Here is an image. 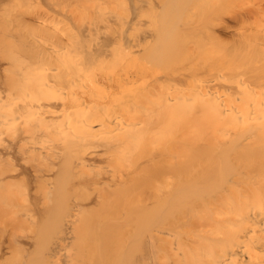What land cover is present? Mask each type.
<instances>
[{"label": "bare ground", "instance_id": "6f19581e", "mask_svg": "<svg viewBox=\"0 0 264 264\" xmlns=\"http://www.w3.org/2000/svg\"><path fill=\"white\" fill-rule=\"evenodd\" d=\"M11 1L0 0V94H23L18 101L9 95L17 101L11 107L30 118H11L9 125L23 124L20 138L4 143L0 133V193L16 195L23 183L36 194L35 212L59 214L51 253L45 247L40 254L44 264H72L57 252L71 234L83 245L78 230L90 226L87 218L96 213L102 215L92 238L98 256L117 227L134 224L130 233L123 227L134 251L120 249L128 255L123 264H264V0L231 8L234 20L252 29L227 41L210 28L223 23L229 29L222 19L227 11L216 6L219 0L210 7L219 20L207 27L211 44L244 60L227 62L235 53L226 62L219 57L185 66L171 65L177 58L173 42L162 50L147 28L128 31L135 19L141 25L138 12L122 17L116 10L99 21L69 20L57 29L47 20H61L45 9L38 11L45 17L38 24L23 15L17 22L26 29L15 35L20 53L14 58L15 39L7 34L14 21L10 30L2 17ZM189 28L187 33L197 29ZM17 218V224H28ZM43 224L38 226L45 229ZM81 250L71 253L79 262L84 252L91 254ZM98 260L93 264H102Z\"/></svg>", "mask_w": 264, "mask_h": 264}, {"label": "rangeland", "instance_id": "374dc122", "mask_svg": "<svg viewBox=\"0 0 264 264\" xmlns=\"http://www.w3.org/2000/svg\"><path fill=\"white\" fill-rule=\"evenodd\" d=\"M188 1H190V2H188ZM195 1L196 0H13V1L9 2L6 5V8L4 10L5 14L2 17L4 19H6V22H7V25H8L9 29L11 27V25L9 26V24H13V21H14V24L12 25L11 28H13V29H15L17 31L15 32V30H13V29H10V30H13L16 34H13L12 33L13 31L11 33H8L9 31L7 30V34H12V36L10 35L11 37H9V38L12 39V37H13V39H12L13 41L15 39L14 43H12L13 41L10 39L12 41L11 42L12 43V47L11 48H13V47H16V46H14V44L17 45V43L19 42V41L16 42V39L18 37H16L15 35H17V36L19 35L20 36L22 30H24V28H25L24 27L25 25L24 26L23 25L20 26L19 22H17V20L21 19L23 17V15H25V18H26L27 21H30L31 23L38 24V21H43V19H45L44 16H42V17L38 16V11H41V10L45 9L46 11H49L54 18H57V20H61L60 23L59 22L56 23L54 21H51L52 18L48 19L47 22L49 23V26H50V23H51V24L54 25V28H56L57 26H58V28H60L62 26L63 27L66 26L67 23H65V22H67L69 20L72 21V22H76V21H80V20L99 21V20L102 19L103 15L106 13V11L116 10L120 14V16H122V17L126 16L128 14V11H134L135 14L138 12L137 16H138L139 21L141 22V25L135 19V24L131 23V27L128 29V31L130 33H137L141 29L147 28L151 33H153L154 38H155V44L156 45L162 44V46H163L162 50H164L165 46L168 43L173 42V45L175 46V47H173V50H174L175 55L177 56V58L173 61V63L171 65L180 66V65L184 64V66H185V64L187 65V64H192V63H197V64L200 65L202 63H206V61H208V62L212 61V58L218 59L219 57L224 58L223 61L225 59L227 60L228 58H230V54H231V51H227V50H230V49L228 47L225 48L226 46L223 49V47H221V46L218 47L217 45L211 44L212 42L209 40V38H211V37H209L210 36L209 33L211 34L210 28L213 29L214 32L215 31H216V33L218 32V34H220V35L223 34L221 36L223 38H225L226 41L230 40L229 38H232L235 34L238 33V31H239L240 34H242L243 30H245L246 28L248 29V31L246 29L247 32L251 31L250 30V29H252L251 27L242 26L241 24H239L238 21L236 22V20H234V18L232 17V14H233L234 10H236L237 8L240 9L241 7H243L245 5V3H246L245 2L246 0H238L237 3H236L235 0H233V1H235V3L233 1H231V0H223V1L219 0V1H222V3L221 2L219 3L218 0H201V2H200V0H198L196 2ZM202 1H204V2L202 3ZM215 1H218V4H216V6L223 7L224 13L227 11V13L222 15L223 17L225 16L222 19H223V21H224V19L226 20V21H224V23L229 26V29H226V28H228L227 26H224V27L221 26V25H223V23H220L221 24L220 25L217 22L219 20H216L213 17V15L209 12V11H212L211 10L212 8H210V7L213 4L215 5V3H217ZM224 1H226V2H224ZM229 1H231L232 3L229 2ZM239 1H241V3H239ZM193 2H195L194 4L197 3L196 7L193 4ZM191 4H193V6ZM224 5H226V6L224 7ZM216 6H215V8H216ZM234 7H236V9ZM207 8H209L210 10H206ZM231 8H233L234 10L231 9ZM27 9H28V11H33V13L28 12V11L25 13L24 11L27 10ZM213 9H214V7H213ZM231 11H232V13H231ZM208 12L211 14L212 18H211L210 14ZM208 14H209V17L206 16ZM230 14H231V16H230ZM48 16L49 15H47V17ZM199 17H201V18H199ZM229 18H232V19H229ZM140 19L141 20L144 19V21H141ZM206 19L207 20L211 19V20L207 21ZM222 19H221V21H222ZM212 20H213V22L215 21L216 23H218V25L217 26L210 25V24L213 23V22H211ZM232 20H234L235 22L232 21ZM8 21L10 23H8ZM215 22H214V24H215ZM198 23H200V24L197 25ZM235 25H236V27H233ZM184 26H186V27H184ZM209 26H212V27H210L208 29L207 27H209ZM189 27H191L192 29L197 28V29L194 30L195 33L191 32V30H190V32L193 33V34L187 33L189 31V29H190ZM213 27H215V28H213ZM230 27H232V28H230ZM187 28H189V29H187ZM220 28H221V30H220ZM223 28H225V29H223ZM196 30H198V31H196ZM208 31H209V33H208ZM246 31H244L243 33H245ZM17 32L20 33V34H18ZM205 32H206V34H205ZM185 35H187V36H185ZM238 35L239 34H237V36ZM234 37H236V36H234ZM180 42H181V44H183L182 45L183 49H182V46L180 45ZM8 43L11 44L10 42H8ZM8 46H10V45H8ZM180 47H181L182 50H180ZM16 49L17 50H15V51L11 49L10 50L11 52H10L9 48H8L7 52H10V53L14 52L15 56H14L13 53H12L13 55L12 54L11 55L14 56V58H15L16 54H17V56H19L18 53H20V52H17V51H19V48L16 47ZM6 50H7V48H6ZM7 52L5 51L4 53L7 54ZM10 53H8L7 55L5 54L6 57ZM235 53L232 52L233 56H234ZM180 54L182 56H180ZM232 54H231V56H232ZM237 54L238 53L235 54L236 56L232 57V59L234 58L233 60L229 59L227 62H229V61H231V62L233 61V63L240 62L239 61L240 60L239 56L241 54H238V55ZM223 55L224 56L228 55V57H224ZM12 56H8L7 58H13ZM243 57L244 56H242L241 58L243 59ZM221 58H220V60H222ZM237 59H239V60L234 62V60H237ZM244 59H245V57H244ZM224 62H226V61H224ZM20 83L23 84L24 82L22 81ZM22 84H21V86H22L21 88H20V86H18L20 88V90L25 88V83L23 85ZM16 87H14V90L15 91L19 90V89H16ZM9 91L11 93V95L10 94L9 95L12 96L13 99L17 98V101L20 100L21 97H19V99H18V96L20 94L15 95L16 93H19V91L18 92L16 91V93L14 94L16 96L15 98L13 97L14 95H13L11 89ZM23 91H24V89H23ZM8 93L9 92L7 90L5 92L6 95H3V93L0 94V99H1L0 100V105L2 104L1 107L4 108V109H1V107H0V112L3 114L2 115L0 113L1 114L0 115V119L3 122V123H1V121H0V129L2 128L0 130V133H2V131H3L4 133H2V135L7 138V139H5V138L2 139L3 136L0 134V144L2 142L1 139L3 140L4 143H6V142H8V138L11 139V140H14V138H12V137L20 138L21 136L19 137L18 134L19 135L23 134L22 133L23 131H19V128H20V130H23V126H22L23 124H19V123H23V122H19V121H25V120H28L30 118L29 116H25V112L21 111L20 112L21 114H20L18 112L19 109H17V111H16V109H15V108H17L15 106L16 104L14 105V109L11 107V105L14 102L16 103L17 101L12 100V98H10L9 95L7 96ZM20 93H22V92H20ZM1 95L4 98L1 97ZM22 95L23 94H21L20 96H22ZM2 99H4L3 100L4 102H1ZM5 100H6V102H5ZM9 103H10V105H8ZM7 105H8V107H4V106H7ZM9 106H10V108H9ZM11 110H12V112H11ZM14 110L16 112H13ZM9 111H10V113H9ZM17 113L21 117L18 116ZM4 115H5V117H2ZM12 115H13V117H12ZM17 116L20 117L17 124H19V126L21 125L22 127L18 126L17 128H15V126L14 127L12 126L13 124L10 123V125H9V122H11V118L13 119L14 117L16 118ZM23 117H24V120H20L21 118L23 119ZM25 118H27V119H25ZM7 120H9V121H7ZM14 125H16V121H15ZM3 126H5V127H3ZM6 126H8V127H6ZM15 129H16V132H14ZM13 133H15L17 136H14L15 134H13ZM0 146H2V145H0ZM1 164H3V163L0 162V165ZM19 187H20V190H19L18 193H16V195L17 194H18L17 196L20 195V198L16 197L14 199L13 197L16 196L15 194H13L14 196L11 195V194H4V193H8V192L0 193V195H1L0 196V264H44V261L42 260L43 257L40 254H42L41 253L42 251L45 253V251L49 250L48 246L51 244V237H52L54 228L56 226V219L58 218L57 216L59 214L57 215V213L53 212L55 215L53 214L52 216H53V218H54V216L56 218L54 219V224L55 225L54 224L52 225L51 224L52 221H50V220L51 219L53 220V218H52V216H50L51 214H49L51 212L44 211V213H45L44 214L43 212L40 213V211L35 212L32 209L33 207L35 208V202L38 201V199L36 198V194L33 193L34 191L33 190L29 191L30 190L29 188H28V190L25 189L27 186L24 185L23 183H21L19 185ZM56 196L59 197V195H56ZM62 196H64V195H62ZM37 197L39 198V196H37ZM12 198L14 199V201H17V203H15ZM51 198H52V200H50ZM59 198L61 199V197H59ZM17 199H20V201H22L21 203H24V204H21L19 202V200H17ZM35 199H36V201H35ZM64 199L65 198L62 197L61 201L63 200V202H65L66 199L65 200ZM67 199H68V197H67ZM8 200L9 201L12 200V201L9 202ZM53 200H54L53 196L50 197L49 198V203L52 204L56 199L54 201ZM33 201H35V202H33ZM18 202H19V204H18ZM21 205H22L23 208L26 205L25 206L26 209L25 208L23 209L22 207H20ZM28 205H30V206H28ZM31 205L33 207H31ZM11 206H12V210L10 209ZM27 206L31 207V208L29 209V208H27ZM16 207H18V208L20 207V209L22 208V210H20V209L18 210V208H17V210L14 209ZM10 210H11V212H10ZM29 210H31V212ZM12 212H14V213H12ZM19 212H20V214L22 213V215H19ZM26 212H28V213L30 212V214H28ZM46 212L47 213L49 212L48 213L49 220L48 219L46 220L45 219L46 216H43V215H47ZM34 213H35V215H34ZM17 214H18V217L20 216L22 218H23V216L25 218L27 216H30L31 218L30 217L26 218V220L29 219L28 221H26V222H28V224L23 223V225H22V224H20L21 223L20 221H18L20 225L17 224L16 223V221L18 219L17 218ZM39 215H41L42 217L39 216ZM84 216H86V215H84ZM90 216L95 217V219H93ZM90 216L89 217L87 216L88 217L87 220H88V222L89 221L91 222V223H89V225L91 226V224H92V226L90 227L87 224L83 223V225L78 230V236H80V233L83 230L82 233H81V236H83V237H81V238L84 240L83 241V245L84 246L81 244L82 242H78L76 240L77 238L74 241L73 236H75V235L71 234V235L67 236V241L65 242V244L59 250L60 252L59 251L57 252V254L62 258V260L65 257H67V255H69L70 258L73 259L72 264H85V263L88 264V261H86V260L89 257L91 258L92 255H93L92 258H93L94 262L91 261L92 260V258H91L90 261H89V264L96 263L98 259L102 260V264H123L124 259L128 256V255L126 256V253L123 254L124 253V249L126 251V248L128 247V245L129 246L131 245V244H129L130 241H131V240H129L130 238L127 237L125 234L129 230L132 229L131 226H132L133 223L129 222L130 223L129 224L126 221V223L121 224L122 228H120V229L122 231H119V230L116 231L117 229H119V227H117L116 229L114 228L115 229V232L113 231L114 235L111 234L112 237L109 236L110 240H108L111 243L107 242L108 244H106L105 251L102 250L104 248H101V252H103V253H101V256H98V255H95V252H94V250H97L95 248L96 247L95 246L96 239L94 238L95 239V241H94L92 238H93V235H94L93 233L95 231V222L96 221L98 222L99 221L98 219H101L102 215L96 213V214L90 215ZM97 216L98 217L100 216V218H98ZM50 217H51V219H50ZM15 218H17L16 221H15ZM111 218L112 217L110 216V217H107V218H104V219L108 220V219H111ZM43 219L45 221H49L50 222V223L48 222L49 225H47L46 222ZM32 220H34V223H32L33 222ZM39 221H41V222H39ZM86 221H85V223H86ZM42 222H44L45 224H43ZM37 223H38V225H40L41 228H43L42 224L45 225L44 227H46V225H47V227L45 229H41L37 225ZM121 225H120V227H121ZM133 226H134V224H133ZM123 227H124V229L127 228L128 231L126 230L127 231L126 232L123 229ZM49 231H50L51 234L49 233ZM123 231L126 232V233H124V235L126 237L125 239L123 238L124 235H122ZM117 233L120 234V235H118ZM129 233H130V231H129ZM86 235H87V237H84ZM35 236H36V239H37V237H39L36 241L34 240ZM71 236H72V239L69 238ZM121 236H122V238H121ZM30 237L33 238V240L30 239ZM45 238L48 239V243H47V240ZM120 238H121V240H120ZM111 239H112V241H111ZM123 239L125 240L124 243L122 241ZM44 240H46V242H45L46 245L45 246L41 245V244H43ZM72 240H73L74 243L72 242ZM20 241L23 243L22 245L25 248L24 251H23V247L21 248L22 245L17 244V242H20ZM33 241H34V243H33ZM30 242H31V244H30ZM75 242H77V243H75ZM117 243L119 244V246L117 245ZM80 244L83 246V247L79 246L80 248H82V250L80 249L81 251L89 252V250H90V252H91V254H88V253L84 252L83 257H84L85 263L82 262V261H84L82 259H81L82 261H80V262L77 261L78 258H76V256H74V255H76L78 253L77 251H80L79 247H77ZM110 244L112 245V247H110L111 246ZM87 245H89V246H87ZM3 246H4V248L2 249ZM42 246H43V250L41 249ZM45 247H47V250L45 249ZM87 247H89V248H87ZM121 248L123 250L122 254L124 255V257H123V255L120 252ZM128 250H127L128 252H130V251L132 252L133 251V249L132 250L128 249ZM25 251H26V253H25ZM38 252H40V253H38ZM72 252L74 253L73 256H72V254H73ZM128 252H127V254H129ZM48 253H51V251L49 250ZM132 253H134V251ZM120 254L122 255V257L120 256ZM38 256H41V257L39 258ZM131 256L129 255V257H131ZM48 257H50V256H48ZM131 259H130V261H131Z\"/></svg>", "mask_w": 264, "mask_h": 264}]
</instances>
